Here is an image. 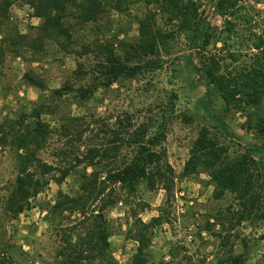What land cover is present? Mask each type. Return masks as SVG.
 Returning a JSON list of instances; mask_svg holds the SVG:
<instances>
[{
	"label": "rangeland",
	"instance_id": "374dc122",
	"mask_svg": "<svg viewBox=\"0 0 264 264\" xmlns=\"http://www.w3.org/2000/svg\"><path fill=\"white\" fill-rule=\"evenodd\" d=\"M99 1L102 9L89 21L79 3L67 6L56 34L42 29L44 18L25 0H0V255L9 264H55L60 230L80 227L77 215L54 211L59 193L75 196L96 177L107 186L104 193L114 190L103 216L116 264H129L139 221L153 218L143 232L147 264H226L236 255L243 264H264V0H230L222 9L218 0H189L193 18L185 24L155 4ZM112 58L131 74L80 97L78 89L103 79ZM208 70L227 88L206 85ZM34 109L48 129L35 157L53 170L40 176L44 186L27 210L10 218L3 201L21 154L10 141L19 131L15 123L35 119ZM202 129L226 160L249 158L258 196L250 214L242 210L240 190L216 186L198 165L183 172ZM136 130L146 137L162 133L151 149L171 171L152 187L142 180L125 193L105 177L133 155L129 137Z\"/></svg>",
	"mask_w": 264,
	"mask_h": 264
},
{
	"label": "trees",
	"instance_id": "16d2710c",
	"mask_svg": "<svg viewBox=\"0 0 264 264\" xmlns=\"http://www.w3.org/2000/svg\"><path fill=\"white\" fill-rule=\"evenodd\" d=\"M25 1L27 4L36 7L38 17L44 18L42 29L56 34L63 30L61 19L67 12V6L71 3H79L76 6L80 11V15L86 21L96 17L102 9L99 0ZM140 2H143L144 5L155 4L159 10L167 9L174 16H177L182 24L193 18V3L189 0H185V2L183 0H136V3ZM226 2L232 5L230 0H218L216 8L222 9ZM115 7H119V4H115ZM46 9H52L58 12L59 15L51 16L45 12ZM194 16H196V13H194ZM196 20L201 24L202 21L199 17ZM139 25L143 28L145 22L141 20ZM198 33L202 34V27L198 28ZM102 68L103 79L94 81L90 87L84 90L78 89L80 97L92 95L100 86L107 87L111 85L117 77L123 74H131L130 68L117 58L106 61ZM198 71L201 70L198 69ZM27 79L31 80L29 77ZM202 80L218 92H221L225 87L227 88L228 85L220 77L213 75L210 70L205 72ZM33 82L35 83V81ZM255 90L258 91V89ZM52 93L59 97L63 94V89H55ZM39 111L40 109H34L33 116H35V119L33 121L15 123L19 131L12 135L10 141V144L14 145L16 150L21 151V154L17 155L18 165L15 183L5 201H3V211L10 215V218H16L27 210L29 200L37 195L40 188L44 186V181L40 179V176H44L53 170L50 166L40 163L35 157V152L41 148L48 133L47 126L38 118ZM12 125L14 126V124ZM0 132L4 135L3 125H0ZM161 135V132H156L153 136L146 137L143 136L140 130L133 131L129 137V144L135 148L133 155L123 162L119 168L107 173L105 181L111 185H117V188L125 191V193H131L142 180H145L149 187L154 186L156 180H163L164 172L171 171L170 166L166 161L161 160L158 151L151 149V147L158 144ZM3 137L0 136V143L4 142ZM255 150H258V148ZM223 153L222 147H218L215 141L208 138L206 131L202 129L190 151L189 158L184 164L183 172L185 174L191 173L198 165L202 169L208 170L216 186L234 191L240 190L239 196L243 202L242 210L250 214L258 196L253 192L251 176L248 174L249 158L242 156L228 161ZM66 174L61 173V178H64ZM100 183L103 182L98 181L96 177H92L82 185L79 194L75 196L59 193L60 198L53 207L54 211L59 214L65 213L68 216L77 215L80 227L77 231H74L72 227L60 230V245L55 254V264H116L108 253V239L111 233L103 216L105 208L114 201L111 197L114 190H110L108 192L110 194L104 193L107 186L100 185ZM241 216V219H243L245 215ZM156 221L157 219L154 218L151 220V222ZM151 222L143 223L139 221V231L134 233L131 238L136 243V249L129 264H147L144 250L149 243V239L146 238L143 232L147 230ZM243 263L244 258L242 255L229 257L226 261V264ZM0 264H9L3 255H0Z\"/></svg>",
	"mask_w": 264,
	"mask_h": 264
}]
</instances>
